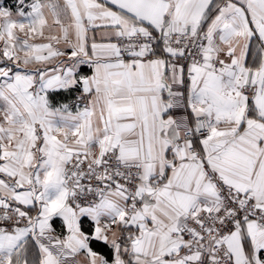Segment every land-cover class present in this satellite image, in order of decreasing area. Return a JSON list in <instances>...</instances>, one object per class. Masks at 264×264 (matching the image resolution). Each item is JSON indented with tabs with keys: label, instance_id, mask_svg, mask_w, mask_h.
<instances>
[{
	"label": "snow or ice",
	"instance_id": "6c2138e0",
	"mask_svg": "<svg viewBox=\"0 0 264 264\" xmlns=\"http://www.w3.org/2000/svg\"><path fill=\"white\" fill-rule=\"evenodd\" d=\"M0 264H264V0H0Z\"/></svg>",
	"mask_w": 264,
	"mask_h": 264
},
{
	"label": "crops",
	"instance_id": "0c3cea01",
	"mask_svg": "<svg viewBox=\"0 0 264 264\" xmlns=\"http://www.w3.org/2000/svg\"><path fill=\"white\" fill-rule=\"evenodd\" d=\"M7 2H8L9 4H11V3L13 2V0H7ZM102 34H103V31H102V30H101V31H97V32L95 33V36H96L97 42L100 41ZM92 35H93V33H89V37H90V38H91ZM84 72L87 73V74H90V70L87 69V68L84 69ZM77 95H78V92L74 91L73 96H69V98H67L66 100H67L68 102L71 103V102H73V101L75 100V97H76Z\"/></svg>",
	"mask_w": 264,
	"mask_h": 264
},
{
	"label": "trees",
	"instance_id": "16d2710c",
	"mask_svg": "<svg viewBox=\"0 0 264 264\" xmlns=\"http://www.w3.org/2000/svg\"><path fill=\"white\" fill-rule=\"evenodd\" d=\"M73 93H74V91L72 93L64 95L62 98L67 99V98H69V96H73Z\"/></svg>",
	"mask_w": 264,
	"mask_h": 264
}]
</instances>
